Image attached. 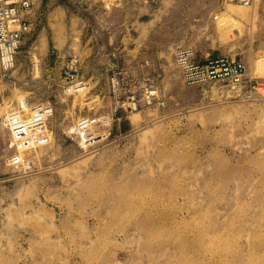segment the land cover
Listing matches in <instances>:
<instances>
[{
    "label": "rangeland",
    "instance_id": "rangeland-1",
    "mask_svg": "<svg viewBox=\"0 0 264 264\" xmlns=\"http://www.w3.org/2000/svg\"><path fill=\"white\" fill-rule=\"evenodd\" d=\"M32 2L33 31L0 69V264H264V101L187 86L174 64L193 48L264 78V0ZM70 57L98 93L121 73L160 102L122 110L110 142L84 152L66 133L89 114L84 94H63ZM26 103L55 107L31 173L5 165L1 125Z\"/></svg>",
    "mask_w": 264,
    "mask_h": 264
},
{
    "label": "built area",
    "instance_id": "built-area-1",
    "mask_svg": "<svg viewBox=\"0 0 264 264\" xmlns=\"http://www.w3.org/2000/svg\"><path fill=\"white\" fill-rule=\"evenodd\" d=\"M106 8L119 0H92ZM242 7H252L253 0H231ZM33 7L31 0H0V69L11 72L24 41L33 31L32 22L25 15ZM175 67L187 86L221 83L243 99L264 101V78L254 76L247 64L227 56H207L201 59L193 48H179L174 53ZM82 62L76 57L62 61V90L67 97L85 95L82 100L89 114L81 115L67 128L70 139L84 152L108 144L113 128L121 122V111H137L142 104L160 102L157 88L152 84L139 86L134 79L118 73L111 78L109 97L96 92L90 81L81 75ZM108 98V100H107ZM55 107L50 103L20 105L17 111L3 117L1 125L9 132V155L5 165L31 173L35 162L27 152L48 146L52 141L50 122Z\"/></svg>",
    "mask_w": 264,
    "mask_h": 264
},
{
    "label": "bare ground",
    "instance_id": "bare-ground-1",
    "mask_svg": "<svg viewBox=\"0 0 264 264\" xmlns=\"http://www.w3.org/2000/svg\"><path fill=\"white\" fill-rule=\"evenodd\" d=\"M237 3V2H236ZM238 5H240L239 3H237ZM252 13V16H251V18H252V24H253V21L257 18V13H256V11H255V9H254V11H252L251 12Z\"/></svg>",
    "mask_w": 264,
    "mask_h": 264
},
{
    "label": "crops",
    "instance_id": "crops-1",
    "mask_svg": "<svg viewBox=\"0 0 264 264\" xmlns=\"http://www.w3.org/2000/svg\"><path fill=\"white\" fill-rule=\"evenodd\" d=\"M32 1V0H31ZM33 3V2H32ZM254 3H255V0H254ZM253 3V4H254ZM32 10V9H31ZM31 10L29 11V12H27L25 15L27 16V18L32 22V17L33 16H31L32 14H31Z\"/></svg>",
    "mask_w": 264,
    "mask_h": 264
}]
</instances>
